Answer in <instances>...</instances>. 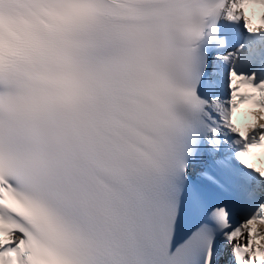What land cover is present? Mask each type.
Segmentation results:
<instances>
[{"label":"snow or ice","instance_id":"snow-or-ice-1","mask_svg":"<svg viewBox=\"0 0 264 264\" xmlns=\"http://www.w3.org/2000/svg\"><path fill=\"white\" fill-rule=\"evenodd\" d=\"M257 151L264 0H0V264H264Z\"/></svg>","mask_w":264,"mask_h":264}]
</instances>
